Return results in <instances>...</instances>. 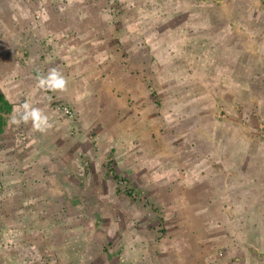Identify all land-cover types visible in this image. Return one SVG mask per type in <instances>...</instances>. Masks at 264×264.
I'll use <instances>...</instances> for the list:
<instances>
[{
    "label": "rangeland",
    "instance_id": "374dc122",
    "mask_svg": "<svg viewBox=\"0 0 264 264\" xmlns=\"http://www.w3.org/2000/svg\"><path fill=\"white\" fill-rule=\"evenodd\" d=\"M263 22L264 0H0V82L17 92L20 108L12 117L17 120L13 129L9 127L18 148L10 146V153L37 145L32 151L37 158L27 162L31 152L25 151L12 170L22 175L32 168L25 166L30 162L41 169L38 178H1L0 169V264H79L75 262L79 250L69 255L73 253L69 240L60 238L61 231L73 224L72 210L66 214L71 217L67 222L60 207L48 224L35 223L38 234L54 231L56 237L50 241L19 240L14 210L5 231L1 212L32 206L31 192L40 193L42 178L52 175L55 179L50 181L57 187L62 178L72 180V191L84 193L89 185L73 206L85 209L81 220L86 219L89 229L103 225L111 232L109 237L102 229L101 237L98 233L97 240H90L87 264H163L159 248L173 246L184 259L198 261L203 256L200 246L207 241L196 238L199 230L189 226L196 219L189 214L195 204L187 193L198 171L189 157L184 162L178 159L175 149L190 141L238 146L247 142L253 144L249 153L256 160L253 156L264 144ZM9 69L16 71L5 78ZM64 103L73 108V120L59 110ZM151 118L156 120L152 125ZM191 122L197 124L193 133ZM69 141L81 144V157L87 156L77 167L80 178L74 177L75 171L63 162L64 152L56 147ZM92 149L102 154V180L112 184L101 182L106 185L105 199L95 197V207L84 204L88 192L98 194V186L85 174L92 167ZM211 154H206L207 163L202 162L203 152L195 161L202 172L226 176L227 181L258 178L248 185V201L262 196L263 164L257 177V163L248 161L247 173L229 163L219 165ZM201 176L209 180L208 174ZM98 206L105 207L100 208L103 212ZM255 209L249 206V219L240 225L251 244L248 264H264V251L255 247L259 230L250 226L256 220ZM226 219L231 223L229 215ZM215 223V232H221ZM138 224L158 247L151 248L157 256L129 263L126 246L131 248V238L121 233ZM223 230L228 240L237 238L233 227ZM211 243L225 246V241ZM221 255L222 251L216 257L208 255L210 264H217Z\"/></svg>",
    "mask_w": 264,
    "mask_h": 264
},
{
    "label": "crops",
    "instance_id": "0c3cea01",
    "mask_svg": "<svg viewBox=\"0 0 264 264\" xmlns=\"http://www.w3.org/2000/svg\"><path fill=\"white\" fill-rule=\"evenodd\" d=\"M264 23V22H263ZM6 68L2 69L4 71ZM16 71V69H14ZM14 70L9 69L7 73L4 74L5 78H10V75L14 73ZM18 84L15 83L13 86H17ZM0 91L4 94L5 98L11 103V109L8 113H0L3 115L5 118V124L3 126V131L0 134V169L4 172V174L1 176V178H34L41 174V169L39 166L33 165V163L26 164L25 166H32V168H28L23 172L22 175L21 171L15 172L13 171V168H17L19 166V157L23 155V152H31L30 156L26 157V161L28 162V159L31 161L37 158V154H32V151L37 149V145L32 146L31 144H27L24 149H20V154L19 153H10L9 147H13V145H16L15 147L18 148L17 144H12L14 141L13 135L11 133V130H9V127L13 129L14 125V117L18 112H20V108L17 104V98L16 93L12 92L11 87L8 88V86L5 87L3 84L0 82ZM20 97V96H19ZM92 108V107H91ZM23 110V108H21ZM90 108L87 110L86 114H89ZM92 114H90L89 117H87L88 120L92 119ZM21 116H24V111L21 114ZM27 118V117H25ZM155 118H151L149 122L154 124L155 123ZM11 122V123H10ZM191 127V132H194V128L197 124L195 122H191L188 124ZM154 126V125H153ZM153 126L150 127V134L155 135V132L152 130ZM157 128H154V130ZM159 129V128H158ZM197 129V128H196ZM153 131V132H152ZM130 133V130H129ZM8 135V136H7ZM10 136V138H9ZM79 137V135H78ZM155 140L154 142H156ZM154 144V143H153ZM208 144V145H207ZM79 143H71V141L61 144L58 143L56 144V147L61 148L62 152H64L63 156V162L65 165H68L71 167L70 170H74V177L80 178L81 176H77L79 173L77 170L78 165H80V159L86 158L87 156H82L81 157V149L82 146ZM155 145V144H154ZM32 146V147H31ZM177 147V145H176ZM180 150L177 148L175 149V156L177 155L181 161H186L187 157L191 159V166H194V169L198 171L197 174H195L192 178L191 181L192 184L191 186L188 187L187 193L189 195L190 200H193V203L195 204V208H198L197 210L195 208H191V212L189 213L192 217L196 219L193 220L194 223H190L189 226H192L191 229L197 227L199 230L200 234L196 235V238H203L205 243H203L201 248H203V256L201 258H198L199 260L197 261H192L191 259H184L183 255L179 254L178 251L176 250V246H173L174 248H171L169 250H164L163 248H159L160 253L162 256H160V263L163 264H178V262L182 259L185 261V264H210V260L208 259V255H217L218 251H222L224 256L220 257L219 260H216L215 262L218 264H248L249 258V249L251 245L248 242V236L245 233L242 236V223H245L248 221V212H249V206L250 208H256L255 210L257 211V216H256V221L251 223L250 226L253 231L259 230L257 235V241L255 243V247L259 248L260 251H264V189L261 192L262 196L259 197H254L253 202L248 201V185L250 182H254L257 180L260 181L258 178H231L230 181H227V177H212V175L209 174V172L206 170V172H202L200 170V164L199 162H195L200 159L201 157V152H203V161L204 163H207L209 160L208 157L206 156L207 152L213 151L214 154H211V157H214L215 159L218 158L217 161L220 162L219 165L221 166H226L229 163V166L235 169L242 168L248 173L247 166L249 164L248 161H252L257 163V177L260 176V173L258 171V167L261 165L264 167V144L258 148L254 158H256L255 161L251 160V155L254 153L251 152L249 153V149L253 150V144H248L247 142L239 143L238 145H232L231 142H222L218 144H209L206 142L200 143L198 141H190L188 144H181L179 146ZM14 149V147H13ZM91 148H88L90 150ZM250 154V155H249ZM102 154H98L97 150L92 149V152L90 151L89 154V162L92 165L90 167V172H85V174L88 176L87 181L93 185L98 186V194L96 196H91L90 193L88 192V195L85 196L86 199L88 200L84 202V204H87V206H92L95 207L98 204V201L94 203L95 197H98L99 200L105 199L102 198L104 197V191H105V186L102 183L107 184L109 187L112 185L110 180L108 183V180H102L104 178L102 176V170L100 168V162H101V156ZM14 160V162L12 161ZM99 161V162H98ZM222 161V163H221ZM195 162V163H194ZM224 163V164H223ZM25 164V162L21 163ZM185 165V164H184ZM207 166V165H206ZM252 168V166H251ZM13 169V170H12ZM208 169V166H207ZM253 169V168H252ZM214 170V169H213ZM264 170V169H263ZM241 171V169L239 170ZM264 172V171H263ZM20 173V174H19ZM201 173H206L208 174L209 180L206 181L203 176H201ZM51 174V172H50ZM84 174V173H83ZM216 175V174H215ZM262 175V174H261ZM254 177L255 175L252 174ZM264 176V175H263ZM76 178H73L76 180ZM47 179V180H46ZM51 179L53 178H42L41 183L43 187H41V192L36 193V192H31V195H33V205L30 207H16L15 209H12L11 207L5 209L1 214H3V217L5 218V221L7 222V225L5 228V231H8V226H9V221L10 219L8 218L10 215H12V211L14 210L16 215L18 216L17 221H16V235L17 238L21 241H27V240H32V241H39L43 242L45 239H48V241L54 239L56 235H54V231L49 232L47 235H42L38 234L36 230L39 229V226L36 225L35 223H41V224H48L53 218L52 215L55 214L56 209L62 207L61 211L62 214L65 216L63 218L64 222H67L68 220L71 219V217H67L66 214L71 211V216L72 212L76 214V216L73 217V224H69V228L63 229L61 231V239H67L69 240L70 248L71 251L69 252V255L72 256V254H76L77 250L78 251V258L75 259V262L77 261L79 264H87V257H88V247L90 240L92 242L94 240H97V235L99 233V237L102 236V229H105V232L107 230V235H111V232L106 228V226L102 225V228L100 229H92L88 228V224L85 221L81 220V215L82 213H85V209H82V207L79 209L73 204H78L81 202V194L85 195V192L88 191V188L90 187L88 185L87 189L85 190L84 193L81 191L77 190H70V186L72 184V180L70 178H62V186H55L53 182H51ZM262 182H264V178H261ZM47 181V182H46ZM155 183L158 185V179H154ZM57 184L59 185L60 178L59 180L57 179ZM156 185V184H155ZM52 187H56L57 189H52ZM21 187V186H20ZM152 187V186H151ZM159 187V186H158ZM161 187V186H160ZM154 190V187H153ZM260 192V189L257 190ZM257 192V194H259ZM167 193V192H166ZM20 191H17L16 195H19ZM164 195V193H163ZM10 198V197H9ZM8 199V198H7ZM156 199V198H155ZM261 199L260 203H256V201H259ZM111 200V199H110ZM112 203L114 202L111 200ZM157 201V200H156ZM250 203V204H249ZM74 208H70V207ZM97 209L100 208L105 209L104 206H98L96 207ZM255 210H251V213L254 214L256 212ZM1 211V210H0ZM184 213V211H182ZM136 213V212H135ZM29 215V216H28ZM181 216V214H179ZM176 217L177 220L179 219ZM230 216L231 223H225L227 220V216ZM21 217V218H20ZM255 217V216H254ZM253 217V218H254ZM235 218V219H232ZM236 218H238L240 221L236 222ZM216 220H221V224H216ZM202 221V222H199ZM232 221H235L232 223ZM262 221L261 223H258ZM214 222L216 225H220L221 228L219 229L221 232L216 233L215 231L218 230L214 229ZM210 223V224H209ZM237 223V224H236ZM27 224V225H26ZM179 226H185L187 224L183 222H179ZM38 226V227H37ZM119 226V225H118ZM139 224L137 226L133 225L130 227H126L122 233L121 236L124 238L125 235H128V237L131 238V248L126 246V251H127V256L129 259V263H137V262H147L143 260L142 258H146L148 256L154 257L157 256L155 254V250H151L153 247H157L155 245L151 244V241L149 240V235H146L145 233L140 232V227L138 228ZM213 226V227H212ZM255 226V227H254ZM223 227L225 230H227L230 227L234 228V231L238 233L237 238L228 240L229 236L224 233L225 231L223 230ZM23 228V229H22ZM232 231V230H231ZM246 232V228L244 230ZM110 237V236H109ZM118 235H116V238L118 239ZM144 237L146 239H144ZM189 238L193 237L191 234L188 235ZM187 238V237H186ZM185 238V239H186ZM260 238V240H258ZM216 241L217 243H223L225 241V246L221 247L216 245V243H211ZM91 242V243H92ZM210 242V244L208 243ZM237 245V246H236ZM73 246V247H72ZM79 247V248H76ZM74 248V249H73ZM158 249V247H157ZM185 249V248H184ZM224 249V250H223ZM125 250V249H124ZM237 250L239 251V257L236 256ZM201 251V250H200ZM188 251L186 250L185 253ZM202 251L200 252V254ZM207 253V254H205ZM126 254V253H124ZM205 254V255H204ZM124 256V255H123ZM235 257V258H234ZM75 258V256H73ZM85 260H84V259ZM190 258V257H189ZM148 264H151L148 262Z\"/></svg>",
    "mask_w": 264,
    "mask_h": 264
},
{
    "label": "trees",
    "instance_id": "16d2710c",
    "mask_svg": "<svg viewBox=\"0 0 264 264\" xmlns=\"http://www.w3.org/2000/svg\"><path fill=\"white\" fill-rule=\"evenodd\" d=\"M11 109V103L5 98L2 91H0V113H8ZM5 118L0 114V134L3 131Z\"/></svg>",
    "mask_w": 264,
    "mask_h": 264
},
{
    "label": "built area",
    "instance_id": "2783aa9c",
    "mask_svg": "<svg viewBox=\"0 0 264 264\" xmlns=\"http://www.w3.org/2000/svg\"><path fill=\"white\" fill-rule=\"evenodd\" d=\"M59 110L68 118V119H71L73 120L75 118V113H74V110L73 108L69 105V104H61L59 106ZM112 173V170L111 172Z\"/></svg>",
    "mask_w": 264,
    "mask_h": 264
}]
</instances>
